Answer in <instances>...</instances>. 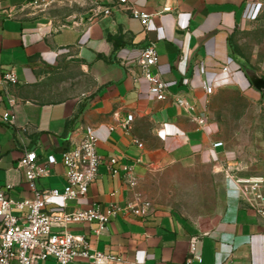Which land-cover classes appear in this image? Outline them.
<instances>
[{
  "label": "crops",
  "instance_id": "0c3cea01",
  "mask_svg": "<svg viewBox=\"0 0 264 264\" xmlns=\"http://www.w3.org/2000/svg\"><path fill=\"white\" fill-rule=\"evenodd\" d=\"M128 1L149 12L165 5L171 11L152 16L144 28L125 7L109 13L100 7L74 17L70 25L56 27L51 18L6 15L0 2V71L13 66L19 81L11 87L15 106L6 98L0 102V185L12 184L16 198L31 197L17 164L25 151L35 150L39 157L53 154L58 161L48 177L36 181L37 189L62 190L61 154L71 139L92 129L102 158L98 177L87 196L69 207L87 208L93 202L123 206L132 197L123 172L110 171L112 157L117 159L115 168L132 167L143 183L154 170L191 171L203 166L213 168L212 180L219 183L220 201L206 224L191 221L174 201L155 199L148 217L118 215L99 239L90 226L69 227L75 234L86 233L92 248L115 256L117 260L110 264H264V219L225 180L226 167L237 163L236 155L218 139L214 123L207 118L211 97L219 89L262 93L252 87L241 55L230 41L236 32L248 30L262 18L264 0ZM149 42L158 54L153 71L161 75L169 93L194 99L190 116L169 98L154 99L148 82L143 77L135 80L122 65L123 60H138ZM134 71L139 72L137 67ZM81 76L89 77L91 89L78 87ZM206 86L212 88L211 94ZM7 110L12 111L11 122L3 119ZM129 113L133 121L123 128L119 123ZM200 117L204 125L198 122ZM217 142L222 145L214 146ZM62 206L60 198L46 202L48 210ZM27 212L26 208L19 213ZM41 264L58 263L49 258ZM75 264L94 263L76 258Z\"/></svg>",
  "mask_w": 264,
  "mask_h": 264
},
{
  "label": "built area",
  "instance_id": "2783aa9c",
  "mask_svg": "<svg viewBox=\"0 0 264 264\" xmlns=\"http://www.w3.org/2000/svg\"><path fill=\"white\" fill-rule=\"evenodd\" d=\"M91 2L95 5L89 12H97V9L102 7L103 12L109 13L113 9L125 7L144 28L148 26L152 16L171 11V8L165 5L160 11L149 12L128 0H91ZM261 5L264 6V1ZM157 62L155 45L149 42L143 48L138 60L133 63L123 60L122 65L134 79L143 77L148 82V92L154 99L163 101L169 98L178 109L190 116L196 107L194 99L189 95L169 93L161 75L153 71ZM135 67L138 68V73L134 71ZM18 82L13 66L0 71V102L6 98L12 108L15 106L16 99L11 93V87ZM204 89L207 94L212 93L211 87L206 86ZM12 118V111H5L4 121L11 122ZM132 121L133 115L129 113L119 125L127 128ZM198 122L204 125V117L198 118ZM70 141V146L62 152L60 160L65 178L62 190L37 189L36 181L48 177L52 173L51 167L58 161L53 154L39 157L35 150L25 151L17 164L24 175L22 185L32 193V196L16 198L13 196L12 184L0 185V264H41L49 258H53L58 264H75L76 258H85L94 264H110L117 260L115 256L92 248L86 233L75 234L69 229V225L90 226L91 234L99 239L106 233L108 223L118 215L139 219L150 215L151 201L140 198L137 194H132L123 206L112 202L102 207L97 202H93L87 208L69 207L70 202L87 196L90 185L98 177V168L102 162L97 151V136L92 129L83 130L77 140ZM221 145L222 142H217L214 146ZM138 146L142 145L138 144ZM41 160L44 165L40 164ZM116 162L115 157L110 158V171L119 174L121 170L123 181L133 192L139 180L138 176L130 166L115 168ZM226 170H228L227 177L238 193L239 199L264 219V177L238 174L242 168L237 163L227 165ZM50 198H60L63 208L48 210L46 202ZM26 208L27 213H19ZM93 224L95 226L91 227ZM194 251L195 240H192L190 252L194 253Z\"/></svg>",
  "mask_w": 264,
  "mask_h": 264
},
{
  "label": "rangeland",
  "instance_id": "374dc122",
  "mask_svg": "<svg viewBox=\"0 0 264 264\" xmlns=\"http://www.w3.org/2000/svg\"><path fill=\"white\" fill-rule=\"evenodd\" d=\"M6 15L20 18H51L56 27L70 25L74 17L87 13L91 0H0ZM262 14V18H263ZM258 20L246 31H238L233 42L240 61L264 77V20ZM78 74L70 69V73ZM78 87H93L89 77L81 76ZM207 118L217 131V137L236 155L240 175L264 177V92L244 91L234 87L219 89L209 102ZM213 168L193 170L162 168L150 173L147 182L139 178L133 194L140 198L176 203L184 208L191 221L209 223L219 204V183L212 180ZM225 180H228L225 174ZM226 181V182H228ZM144 184V185H143ZM72 225H69L71 227Z\"/></svg>",
  "mask_w": 264,
  "mask_h": 264
},
{
  "label": "water",
  "instance_id": "95a60500",
  "mask_svg": "<svg viewBox=\"0 0 264 264\" xmlns=\"http://www.w3.org/2000/svg\"><path fill=\"white\" fill-rule=\"evenodd\" d=\"M242 67L252 87L260 92H264V77L260 76L252 67L243 64Z\"/></svg>",
  "mask_w": 264,
  "mask_h": 264
},
{
  "label": "trees",
  "instance_id": "16d2710c",
  "mask_svg": "<svg viewBox=\"0 0 264 264\" xmlns=\"http://www.w3.org/2000/svg\"><path fill=\"white\" fill-rule=\"evenodd\" d=\"M108 39H114V37H112L111 35H108ZM230 44H231L232 49L237 53L238 49H237L236 45L231 41H230Z\"/></svg>",
  "mask_w": 264,
  "mask_h": 264
}]
</instances>
